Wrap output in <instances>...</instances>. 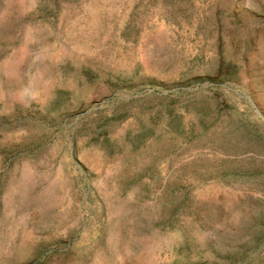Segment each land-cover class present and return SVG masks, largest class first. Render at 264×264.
<instances>
[{"label": "rangeland", "instance_id": "1", "mask_svg": "<svg viewBox=\"0 0 264 264\" xmlns=\"http://www.w3.org/2000/svg\"><path fill=\"white\" fill-rule=\"evenodd\" d=\"M0 264H264V0H0Z\"/></svg>", "mask_w": 264, "mask_h": 264}]
</instances>
